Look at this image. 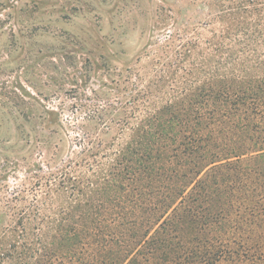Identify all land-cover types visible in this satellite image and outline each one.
I'll use <instances>...</instances> for the list:
<instances>
[{"label":"trees","instance_id":"trees-1","mask_svg":"<svg viewBox=\"0 0 264 264\" xmlns=\"http://www.w3.org/2000/svg\"><path fill=\"white\" fill-rule=\"evenodd\" d=\"M208 5L202 29L178 24L153 67L130 73L140 119L113 171L94 159L98 179L50 187L46 227L10 231L24 242L0 264H264V165L244 167L264 157V0ZM110 181L131 193L132 216L99 217Z\"/></svg>","mask_w":264,"mask_h":264},{"label":"rangeland","instance_id":"rangeland-1","mask_svg":"<svg viewBox=\"0 0 264 264\" xmlns=\"http://www.w3.org/2000/svg\"><path fill=\"white\" fill-rule=\"evenodd\" d=\"M209 1L0 0V252L24 242L10 231L46 227L39 217L51 212L50 187L63 192L66 175L98 179L94 159L113 171L140 119L130 118L141 91L130 73L152 68L180 26L202 29L216 13ZM258 165L264 157L244 163ZM110 182L99 217L132 216L131 193Z\"/></svg>","mask_w":264,"mask_h":264}]
</instances>
